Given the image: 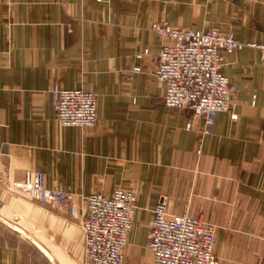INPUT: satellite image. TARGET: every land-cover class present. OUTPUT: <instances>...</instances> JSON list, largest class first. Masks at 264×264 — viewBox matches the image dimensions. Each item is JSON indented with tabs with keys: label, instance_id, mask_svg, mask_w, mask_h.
Instances as JSON below:
<instances>
[{
	"label": "crops",
	"instance_id": "crops-1",
	"mask_svg": "<svg viewBox=\"0 0 264 264\" xmlns=\"http://www.w3.org/2000/svg\"><path fill=\"white\" fill-rule=\"evenodd\" d=\"M162 22L231 31L240 43L222 54L236 92L210 136L191 111L164 104L162 39L150 30ZM263 43L264 0H0V264H86L81 198L117 188L137 197L123 264H153L162 199L169 215L215 226L217 264H262L264 63L249 44ZM144 48L150 57L136 59ZM54 86L94 93L97 124L62 126ZM26 170L76 194L77 214L19 192Z\"/></svg>",
	"mask_w": 264,
	"mask_h": 264
},
{
	"label": "built area",
	"instance_id": "built-area-1",
	"mask_svg": "<svg viewBox=\"0 0 264 264\" xmlns=\"http://www.w3.org/2000/svg\"><path fill=\"white\" fill-rule=\"evenodd\" d=\"M150 30L162 39L154 75L164 83L165 106L191 111L202 123V136H210L215 116L229 112L236 92L221 72L222 54H231L240 43L233 32L217 28L202 32L172 28L162 22L152 23ZM249 46L259 50L264 63V43ZM146 57H150L147 48L135 54L138 60ZM140 72V66L132 70L133 74ZM50 95L56 119L62 126L85 129L97 124L94 93L54 86ZM191 126L192 123L187 124L188 129ZM14 187L34 202L58 204L68 207L71 216L77 214L76 194L47 188L42 172L26 170ZM81 200L79 226L84 234L86 264H123L137 208L136 194L117 188L109 196L93 193ZM152 214L147 247L153 264H217L215 226L185 214L169 215L164 199Z\"/></svg>",
	"mask_w": 264,
	"mask_h": 264
}]
</instances>
